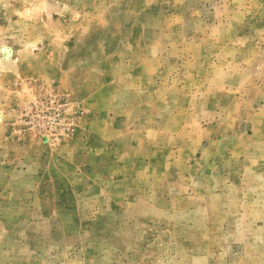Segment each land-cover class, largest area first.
Returning a JSON list of instances; mask_svg holds the SVG:
<instances>
[{"label":"rangeland","instance_id":"obj_1","mask_svg":"<svg viewBox=\"0 0 264 264\" xmlns=\"http://www.w3.org/2000/svg\"><path fill=\"white\" fill-rule=\"evenodd\" d=\"M0 115V264H264V0H0Z\"/></svg>","mask_w":264,"mask_h":264},{"label":"bare ground","instance_id":"obj_2","mask_svg":"<svg viewBox=\"0 0 264 264\" xmlns=\"http://www.w3.org/2000/svg\"><path fill=\"white\" fill-rule=\"evenodd\" d=\"M1 51H2V53H3L5 56H7V58H10L11 53H12V49H11V48H9L8 46H3V47L1 48ZM0 120H1V115H0Z\"/></svg>","mask_w":264,"mask_h":264}]
</instances>
